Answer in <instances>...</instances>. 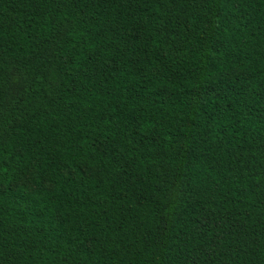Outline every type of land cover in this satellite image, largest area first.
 <instances>
[{
    "label": "trees",
    "instance_id": "trees-1",
    "mask_svg": "<svg viewBox=\"0 0 264 264\" xmlns=\"http://www.w3.org/2000/svg\"><path fill=\"white\" fill-rule=\"evenodd\" d=\"M0 264H264V0H0Z\"/></svg>",
    "mask_w": 264,
    "mask_h": 264
},
{
    "label": "rangeland",
    "instance_id": "rangeland-1",
    "mask_svg": "<svg viewBox=\"0 0 264 264\" xmlns=\"http://www.w3.org/2000/svg\"><path fill=\"white\" fill-rule=\"evenodd\" d=\"M86 172L87 173H90V171L89 170H86ZM20 183H25V184H27L28 186H30V187H35V185L33 184V181H32V174H29L27 177H25V179L22 181V182H20ZM19 183V184H20ZM47 185H49L50 186V184L47 182Z\"/></svg>",
    "mask_w": 264,
    "mask_h": 264
}]
</instances>
